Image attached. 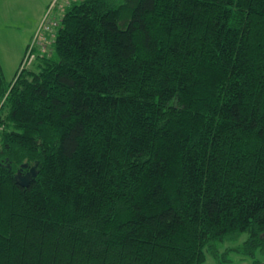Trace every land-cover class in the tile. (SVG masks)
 Returning <instances> with one entry per match:
<instances>
[{
    "label": "trees",
    "instance_id": "obj_1",
    "mask_svg": "<svg viewBox=\"0 0 264 264\" xmlns=\"http://www.w3.org/2000/svg\"><path fill=\"white\" fill-rule=\"evenodd\" d=\"M59 1L0 66V264L264 249V0Z\"/></svg>",
    "mask_w": 264,
    "mask_h": 264
},
{
    "label": "rangeland",
    "instance_id": "obj_2",
    "mask_svg": "<svg viewBox=\"0 0 264 264\" xmlns=\"http://www.w3.org/2000/svg\"><path fill=\"white\" fill-rule=\"evenodd\" d=\"M60 2L0 0V66L6 84L15 79L28 44L36 43L35 40L44 33L43 22L50 19L48 17L53 16L54 11L62 12ZM247 239L248 235L242 234L240 237L227 238L224 242L215 244L214 250L207 254L205 264H264L263 245L246 251L244 243Z\"/></svg>",
    "mask_w": 264,
    "mask_h": 264
},
{
    "label": "water",
    "instance_id": "obj_3",
    "mask_svg": "<svg viewBox=\"0 0 264 264\" xmlns=\"http://www.w3.org/2000/svg\"><path fill=\"white\" fill-rule=\"evenodd\" d=\"M23 166L27 167L28 164H24ZM37 174L38 173H37L36 167L34 166L31 168V170L26 175H24V176L18 175V180H19L21 185L27 186V185H29L31 179L33 177H36Z\"/></svg>",
    "mask_w": 264,
    "mask_h": 264
},
{
    "label": "built area",
    "instance_id": "obj_4",
    "mask_svg": "<svg viewBox=\"0 0 264 264\" xmlns=\"http://www.w3.org/2000/svg\"><path fill=\"white\" fill-rule=\"evenodd\" d=\"M33 53H32V46L30 47L29 52L26 54V56L24 57V60L22 62L21 68L27 67L31 64L32 60H33Z\"/></svg>",
    "mask_w": 264,
    "mask_h": 264
},
{
    "label": "flooded vegetation",
    "instance_id": "obj_5",
    "mask_svg": "<svg viewBox=\"0 0 264 264\" xmlns=\"http://www.w3.org/2000/svg\"><path fill=\"white\" fill-rule=\"evenodd\" d=\"M29 171V170H28ZM28 171L27 172H25V174H23V175H26L27 173H28ZM23 175H21V176H23Z\"/></svg>",
    "mask_w": 264,
    "mask_h": 264
}]
</instances>
